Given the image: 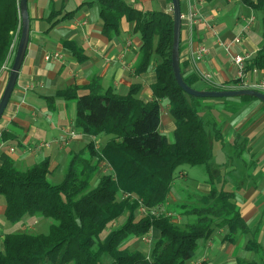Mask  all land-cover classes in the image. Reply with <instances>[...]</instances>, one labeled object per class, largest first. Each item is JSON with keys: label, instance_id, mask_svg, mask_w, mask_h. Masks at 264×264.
Listing matches in <instances>:
<instances>
[{"label": "trees", "instance_id": "16d2710c", "mask_svg": "<svg viewBox=\"0 0 264 264\" xmlns=\"http://www.w3.org/2000/svg\"><path fill=\"white\" fill-rule=\"evenodd\" d=\"M169 2L172 4V0ZM241 2L260 14L264 30V0ZM96 4L102 34L109 40L119 36L123 20L133 24L134 31L140 34L142 45L135 74L146 73L156 65L153 101L145 103L137 98L138 84L121 96L112 89L104 90L98 79L93 80L86 94L79 95V88L69 87L47 98L51 106L56 98L75 101L74 127L92 139L82 151L71 155L60 183L49 179V159L22 169L8 154L1 155L0 198L6 221L16 225L30 218L52 223L46 234H5L0 264H190L197 259L201 245L217 230H226L223 241L231 244L248 238L246 249L258 254L262 250L257 242L258 231L246 222L234 192L214 188L217 181L211 164L214 145L226 146L225 118L239 115L258 100L186 95L176 82L172 66L173 13L142 12L122 0H97ZM21 27L19 0H0V71L18 34L12 67ZM63 48L77 61L86 60L75 43L63 42ZM254 68H264V47L247 70ZM181 73L185 83L194 89L222 90L210 86L199 89L197 74ZM163 100L168 101L175 122L172 142L159 130ZM209 101L212 104H206ZM104 136L109 140L99 149L95 139ZM9 137L3 133L1 139L6 142ZM246 144L247 140L241 142V135L236 134L234 151L241 153ZM184 165L206 167L211 189L208 193H193L188 202L169 206L176 172ZM141 206L164 207L165 212L140 215ZM183 219L184 223H180ZM152 231L159 236L150 254L127 247L129 241H142ZM238 264L259 263L238 260Z\"/></svg>", "mask_w": 264, "mask_h": 264}, {"label": "crops", "instance_id": "0c3cea01", "mask_svg": "<svg viewBox=\"0 0 264 264\" xmlns=\"http://www.w3.org/2000/svg\"><path fill=\"white\" fill-rule=\"evenodd\" d=\"M96 1L28 0L30 41L17 85L0 121V157L6 153L18 164L26 167L49 159L52 171L50 176L58 175L61 171L60 177H62L71 155L82 151L92 139L82 135L74 127L77 115L75 101L56 98L52 106L47 101V98L54 97L58 91L66 88L77 87L79 95L86 94L93 80L98 79L104 90L112 89L115 94L125 96L134 84H138L140 90L137 98L145 103L153 101L152 86L157 81L156 65L146 73L135 74L142 45L140 34L134 31L133 24L123 20L119 36L109 40L102 34L100 9ZM122 1L142 12L172 13V4L169 0ZM181 4L182 72L185 76L197 74L200 78L199 84L203 86L221 88L232 84L238 79V72L231 55L248 54L254 58L264 47L262 23L260 24L255 17L260 14L249 10L240 0H181ZM191 15L194 17L191 18ZM66 16L68 17L65 18ZM251 17H254L253 24L239 42H236L242 28ZM191 20L194 22L192 29ZM63 42L75 43L83 50L86 60L83 63L77 61L64 50ZM199 44H204L209 54L204 61L194 64L191 61V53ZM55 53H60L62 59L50 62L45 60L48 54ZM203 75L210 76V79L207 81L202 79ZM8 77V70L0 72V100ZM248 78L253 82L264 79V68L248 71ZM163 102L164 100L161 101V105ZM255 114L261 117L253 123L251 117ZM226 118L223 125L226 146L234 142L236 134L240 133L239 128L244 123H253L252 131L245 138L247 140L245 150L240 151L239 155H235L234 152H238L234 150V152L230 151L229 168L226 173L237 187L242 186L238 190L240 195L235 193L237 203L246 222L253 230L258 231L257 242L262 247L258 254L262 255L264 253V147L260 142L264 139V109L261 102H253L243 109L240 117ZM175 128L169 105H164L159 130L166 136L174 132ZM71 131L76 133V137L66 147L58 145L57 140ZM3 133L10 136L9 141L5 142L1 139ZM108 140L109 137L106 136L95 139L96 145L99 144L100 147ZM41 143L53 145L39 150L37 146ZM11 149L14 150L13 153ZM216 159L220 173L225 164L221 158ZM219 173L216 181L219 179ZM211 183L212 180L207 178L195 190L208 192ZM172 195L173 192L170 197ZM168 205L171 206V203L168 202ZM1 212L4 213V206L1 207ZM226 233V230L215 232L206 244L201 245L195 261L205 259L202 263L209 264L213 255L226 256V253H230L235 247L232 254L233 263L238 264V260L252 262L242 259V255H237L239 252L244 254L250 251L242 248L246 238L231 244L223 241ZM151 235L155 236V239L159 236L156 231H152ZM228 262L229 260H224V263Z\"/></svg>", "mask_w": 264, "mask_h": 264}, {"label": "rangeland", "instance_id": "374dc122", "mask_svg": "<svg viewBox=\"0 0 264 264\" xmlns=\"http://www.w3.org/2000/svg\"><path fill=\"white\" fill-rule=\"evenodd\" d=\"M255 17H256L257 21L261 24V16L255 15ZM197 88H199V89L203 88V85L197 84ZM257 102H259V101H257ZM167 104H168V101L164 100L163 104L161 105L162 112L164 111V105L167 106ZM206 104H212V102L209 101ZM261 113H263V112L261 111ZM261 113L259 112V114H261ZM259 114H255L254 116L251 117L254 120L253 123H255V122H257V120H259V118L261 117ZM237 116L240 117V114ZM253 123L250 124V122H246L243 124V126H241L239 128L238 131L240 132L239 134L241 135V142L252 131L251 125ZM166 137L170 142H172L174 140V132L166 135ZM88 143H89V141H88ZM260 143H261V145L263 144V147H264V139ZM50 144H51V146L53 145L52 143H50ZM250 144H251V142H250ZM103 145L104 144H102V146ZM97 146L99 149H101L99 144H97L96 147ZM225 147H226V149H224ZM233 150H234V142H232V143H230V145L224 146V147H221L219 144H218V146L214 145L213 160L211 161V164H213L212 175H213L214 180H216L218 178V173H219L218 159H216L217 157H219V159L220 158L222 159V162H224L223 164H225V167L219 173V179L217 182L214 183L213 186H214V188H217L220 190L225 189L227 191H232V192L240 195V192L238 190L240 188H242V186L237 187V185L234 183V181H232L228 177V174L226 173L228 171L227 169L229 168V166H228L229 158L228 157L230 156V153ZM234 154L239 155V152L238 153L234 152ZM21 168L26 169L25 166H22ZM66 169H67V167L63 170L62 177H60L61 171H59L58 175L50 176V178H49L50 181L52 183H60L64 179ZM103 169H104V167H103ZM107 171L108 170H106L105 172H107ZM207 178L209 179L210 176L206 172V167H203V166L190 167L187 165L181 166L176 172V179H175V183H174L173 195L169 199L170 203L188 202L190 200L189 199L190 196L195 195L193 193L201 192V191H197L195 189H197L198 185L203 183V181ZM95 183H96V181H95ZM95 183H93V184H95ZM232 186H234V188ZM208 192H205V193H208ZM193 198L197 199L195 197H193ZM191 201H192V199H191ZM0 203H1L0 204V249L2 248V241H3L4 235L7 233L17 232V230H19V232H28V233H33V234H46V233H48L49 227H50L52 222H50L49 220H46V219L38 220V219L27 218V219H25V221L22 224L21 223H18L16 225L10 224L4 218L3 212H1V207L4 206V201L1 199ZM184 221L185 220L183 219L180 221V223H184ZM219 231L220 230H217L216 232L219 233ZM149 238H150V244L142 242V241L131 240L127 243V247H129L132 250L140 249L143 252H145L146 254H150L152 251V248L154 246V243H155V236L153 237V235H151ZM247 239L248 238H246V241H244L243 246H242V248H245V250H246ZM234 248L235 247H233V249L230 251V253H226V256L221 255V254L213 255L212 256L213 258L209 264H235V263H233L234 259L232 257V254L234 252ZM237 255L238 256L242 255L241 256L242 259H244L246 261H248V260L257 261L259 264H264V253L261 255V254L255 253V252L247 251L244 254H241V252H239ZM201 260H204V261H201V263H200V264H203L205 262V259H201ZM224 260H229V262L224 263ZM206 263H207V261H206Z\"/></svg>", "mask_w": 264, "mask_h": 264}, {"label": "water", "instance_id": "95a60500", "mask_svg": "<svg viewBox=\"0 0 264 264\" xmlns=\"http://www.w3.org/2000/svg\"><path fill=\"white\" fill-rule=\"evenodd\" d=\"M19 10L22 20L21 36L19 39V43L17 46L12 67L9 71L8 82L5 91L3 93V96L0 100V121L4 115L7 105L17 85L19 74L23 66V62L25 60V56L30 41L31 29H30V19L28 13V0H19ZM172 13L174 18V46L172 51V66H173L176 82L186 95L201 99L251 97L264 104V94L255 90L207 91V90L194 89L188 86L184 81L180 66V45H181L182 19H183L181 0H172Z\"/></svg>", "mask_w": 264, "mask_h": 264}, {"label": "built area", "instance_id": "2783aa9c", "mask_svg": "<svg viewBox=\"0 0 264 264\" xmlns=\"http://www.w3.org/2000/svg\"><path fill=\"white\" fill-rule=\"evenodd\" d=\"M191 18L194 16H190ZM254 22V17H251L250 20L244 25V27L242 28L240 34L238 35V39L236 40V42H239V39L244 35V33L250 28V26L253 24ZM194 25L193 20H191V29L192 26ZM18 34L16 35V38L14 40V44L11 47V52H10V56L8 58V61L6 62V64L2 67L1 71L4 70H8L10 71L11 69V58L13 55V52L15 50V43L17 40ZM222 45V43H220ZM227 49L229 48V46L226 47ZM209 54V50L208 48L204 45V44H199L198 47L191 53V61L196 64L198 62H202L204 61L207 56ZM62 59V55L60 53H55V54H48L45 57V60L50 62V61H58ZM231 59L233 64L235 65V67L237 68V80L235 82H233L232 84L228 85V86H223L220 89L222 90H255L258 92H261L264 94V79L257 81V82H253L248 78V70L247 67L252 63L253 61V57L251 55H231ZM0 71V72H1ZM202 79L204 80H209L210 76L208 75H203L201 76ZM76 137V133L74 131H71L70 133H68L66 136H62L57 140V144L60 145L61 147H66L69 142L71 140H73V138ZM51 144L50 143H41L37 146V148L39 150H42L44 148H50ZM11 152L13 153L14 150L11 149ZM129 196H126V198H128ZM161 212H165V208H158V209H147L143 206H141V208L139 209V213L140 215H159L161 214ZM167 216H171V214H168ZM150 237V236H149ZM149 237H144L143 238V242L150 244V238ZM201 260L198 261H193L190 264H200Z\"/></svg>", "mask_w": 264, "mask_h": 264}]
</instances>
